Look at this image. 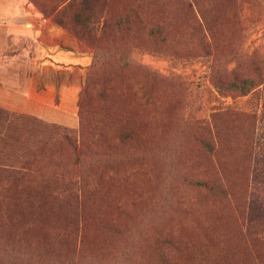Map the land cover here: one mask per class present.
I'll use <instances>...</instances> for the list:
<instances>
[{
	"label": "rangeland",
	"instance_id": "obj_1",
	"mask_svg": "<svg viewBox=\"0 0 264 264\" xmlns=\"http://www.w3.org/2000/svg\"><path fill=\"white\" fill-rule=\"evenodd\" d=\"M60 1L0 0V89L70 49L90 128L0 106V264H264V0Z\"/></svg>",
	"mask_w": 264,
	"mask_h": 264
},
{
	"label": "crops",
	"instance_id": "obj_2",
	"mask_svg": "<svg viewBox=\"0 0 264 264\" xmlns=\"http://www.w3.org/2000/svg\"><path fill=\"white\" fill-rule=\"evenodd\" d=\"M43 55L47 57L37 59L36 76L31 78L26 94L3 87L0 106L45 122L78 128L83 57L58 45L50 51L45 49ZM70 73L75 74V79L68 77Z\"/></svg>",
	"mask_w": 264,
	"mask_h": 264
},
{
	"label": "trees",
	"instance_id": "obj_3",
	"mask_svg": "<svg viewBox=\"0 0 264 264\" xmlns=\"http://www.w3.org/2000/svg\"><path fill=\"white\" fill-rule=\"evenodd\" d=\"M91 2H92V0H61L60 4L58 6V9H60L59 12L62 11L64 8L68 10L67 16L70 17L69 20H70L71 23L80 22V20L82 18V12L90 7ZM102 27H105V25L103 24ZM97 74L98 73L95 72L92 75L96 76ZM92 75H91V77H92ZM101 76L104 77V80H105L104 85H105L106 81H107L106 76H104V73H101L99 75V77H101ZM93 79H94V77H93ZM91 80H92V78H91ZM87 81H88V78L85 77L84 82L87 83ZM89 82H90V80H89ZM84 91L86 92L87 88H85ZM79 120H80L79 127H81V128L79 129L78 135L81 138V137H83L85 135V133L88 132V130L90 128L86 127L84 121H81L80 104H79ZM64 138L71 140L72 137H70L68 135V136H65ZM201 184H202V186H207L208 185V183H206V182L201 183Z\"/></svg>",
	"mask_w": 264,
	"mask_h": 264
}]
</instances>
